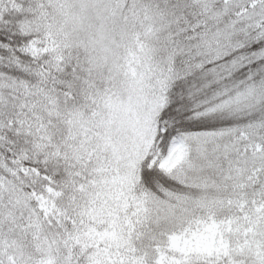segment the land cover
Here are the masks:
<instances>
[{"label": "snow or ice", "instance_id": "1", "mask_svg": "<svg viewBox=\"0 0 264 264\" xmlns=\"http://www.w3.org/2000/svg\"><path fill=\"white\" fill-rule=\"evenodd\" d=\"M0 264H264V0H0Z\"/></svg>", "mask_w": 264, "mask_h": 264}]
</instances>
